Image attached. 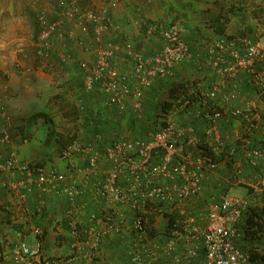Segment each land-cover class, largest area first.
<instances>
[{
    "label": "built area",
    "instance_id": "2783aa9c",
    "mask_svg": "<svg viewBox=\"0 0 264 264\" xmlns=\"http://www.w3.org/2000/svg\"><path fill=\"white\" fill-rule=\"evenodd\" d=\"M102 1L105 6L96 9L83 5L81 0H57V17L54 19L40 11L36 15L35 56L41 63L56 60L62 68L77 70L85 93L94 95L90 102L78 100L81 114H85L90 106L94 115H99V107L112 108L121 114L130 102L138 116L143 117L145 91L157 79L172 76L176 66L192 57L184 36L185 25L179 21L168 25L146 21V34L159 35L162 46L148 55L126 43L129 68L122 71L114 60L117 48L104 45L107 32L117 29L112 12L119 0ZM78 34L92 35L97 44L94 59L73 58L67 41ZM57 40L61 43L58 49ZM3 44L11 43L3 40ZM14 44L21 53L27 49L23 39ZM207 54L208 64L217 75L210 87L204 89L201 83H195L189 87L187 95H181L170 107L161 109L154 125L150 123L147 138H100L95 144L78 137L70 140L59 152L66 170L47 169L22 160L13 148L14 133L18 130L15 119L7 108L0 106V147L7 149L5 155L0 150V175L20 173L25 176L21 183V199L34 189L67 197L70 206L66 211V222L75 235H80L92 247L113 234L134 233L137 241L129 249L131 264H140L144 259L148 264H155L160 255H170L181 242H186L183 243L187 244L186 249L175 255L171 264H250V252L238 244L241 237L238 224L243 212L251 205L248 196L226 193L218 202L211 201L204 228L195 223L194 217L188 216L180 226L170 225L165 241L147 240L150 215L182 213L202 191L206 171L218 166L214 153L208 151L206 142L195 134L194 126L180 123L179 116L197 105L206 109L201 114L210 122V131L217 132V121L225 115L226 106L216 99L241 71L249 75L258 102L264 103V40L245 36L214 39L207 43ZM258 102L231 110L242 128L240 148L252 165L264 160V150L253 146L251 138L256 131L264 129V113ZM236 153V146L230 147L228 159L235 158ZM82 155L86 156V163L77 164L76 158ZM102 162L107 166L102 167ZM237 173H240L239 168ZM247 183L253 190H264V174ZM87 188L105 201L108 211L91 213L81 223L84 207L79 206L77 200ZM125 209L133 214L131 222ZM35 233L40 234V229L35 228ZM200 240L205 250L201 259L199 248L192 245ZM13 253L18 261L38 256L37 264H72L74 261L70 256L39 255L24 240L14 244Z\"/></svg>",
    "mask_w": 264,
    "mask_h": 264
},
{
    "label": "crops",
    "instance_id": "0c3cea01",
    "mask_svg": "<svg viewBox=\"0 0 264 264\" xmlns=\"http://www.w3.org/2000/svg\"><path fill=\"white\" fill-rule=\"evenodd\" d=\"M93 4L96 9H101L106 3L102 0H95ZM112 14L117 29L107 32L104 37V45L117 48L114 60L122 71L129 68L128 55L124 48L126 43H131L137 50H144L143 52L148 55L155 53L162 46L163 40L159 35L148 36L146 34L144 25L146 21L152 20L162 25L179 21L185 25L184 36L190 46L192 57L176 66L172 76L167 79H158L153 83L151 88L157 86L164 94L183 82L191 81L201 83L204 89H207L212 81L217 79V75L208 64V42L214 39L225 40L239 36L264 40V0H119V4ZM17 40L18 38L13 37L10 40L11 44ZM67 42L75 60L94 59L97 44L92 35L78 34ZM152 43L156 46L153 47ZM149 44L151 45L150 49H145ZM60 45L61 43H58L57 49L60 48ZM8 46L10 47L1 52L2 56L0 57L2 59L7 54L9 56H6L5 62H0L4 72H9L6 80L2 79L5 73L0 74V106L7 108L17 125L18 120L21 122V118H23L26 123L25 128L30 130L28 134L34 130L31 137L23 134L24 143L18 145L21 158L31 163L36 160L47 169L66 170V165L59 156L53 155L50 159L42 144L37 140L38 137L45 139L49 132L43 123L39 131L33 129L36 126L35 123L43 122L44 117L38 118L31 124L27 122L28 118L35 110L36 112L43 110L48 103L56 102L60 105L59 98L63 97L65 102L70 100L78 103V100L83 98L90 102L94 95L85 93L76 69L73 67L62 68L56 60L47 64L40 63L35 67L27 64L23 70L19 71L9 67L10 65L5 67V64L13 59L14 53L13 45ZM4 84L5 86H3ZM6 86L10 87L8 95L3 90ZM248 86L246 74L241 71L235 79L228 82L225 89L219 92L216 101L226 106V113L217 121V132L215 133L210 131V122L201 114L206 110L204 108L196 105L188 113L179 116L180 123L194 126L195 134L206 142V148L214 153L218 161L216 169L206 171L202 191L185 207L189 213L190 209L195 213V223L199 227L204 228L207 225V209L212 200L215 198L220 200L226 193L248 196L250 194L245 186L248 184L247 181L264 174V160L257 165H252L245 159L244 152L240 148L241 124L231 114V110L235 107L258 102L253 88L252 91L246 89ZM150 89L146 90L144 95L145 105L147 104L148 108L153 103L148 92ZM57 95L60 97L57 98ZM155 103L157 104V101ZM258 107L264 113V103L258 102ZM105 112L102 115L100 110L102 117L100 114L95 115L99 119H95L96 122L89 124V130H79L82 123L80 120L75 121L74 117L62 118L57 115L59 118H53L51 121L54 131L60 134H74L73 132L78 128L77 137L94 144L100 138H116L117 135L120 136L119 138L125 135L134 137L140 134L136 130H139V126L141 127L142 124L136 120L135 125L131 122L133 118L138 117V114L135 113L130 102H128L124 113H116L110 109ZM152 113L154 115V112ZM19 134L18 130L14 133L13 148L15 149H17L16 146L20 138ZM251 138L256 144L255 147L264 150V131H256ZM59 146L58 144L55 146L57 151L61 150H59ZM232 146H236L237 153L235 158L228 159L227 152ZM0 150L4 155L7 153L6 147H0ZM76 163L84 165L86 156H78ZM106 166L107 163L102 162V167ZM237 168L240 170L239 174ZM24 180L25 176L20 173L0 175V264H37L38 256L24 261H18L15 258L13 246L20 240H24L39 255L74 257L72 264H131L129 248L137 241L134 233L131 234L128 231L123 234H113L102 240L98 246L92 247L80 235H75L68 226L66 211L70 202L67 197L56 192L43 193L34 189L26 195L25 199H21L20 193L23 191L21 183ZM253 191L255 197L250 195V198L264 199V190ZM77 204L84 207L80 214L81 223L91 213L108 211L105 201L97 197L90 188H87L78 198ZM125 210L127 219L131 222L133 214L129 209ZM158 223L161 225H158L157 232H164L167 223L166 216L164 218L158 216L156 225ZM35 228L40 229V234L35 233ZM262 234L263 236L244 239L242 242H240V238L238 244H241L246 251L252 248L262 251L264 249V232ZM192 245L199 248L200 251L203 247L201 240L194 241ZM186 246L187 244L179 243L175 251L182 253ZM200 251L199 258L201 259L204 255ZM171 257L173 258L172 255ZM161 258L163 256L160 255L159 263L165 264ZM163 259L170 261L169 256ZM144 262H147L146 259L142 263Z\"/></svg>",
    "mask_w": 264,
    "mask_h": 264
},
{
    "label": "rangeland",
    "instance_id": "374dc122",
    "mask_svg": "<svg viewBox=\"0 0 264 264\" xmlns=\"http://www.w3.org/2000/svg\"><path fill=\"white\" fill-rule=\"evenodd\" d=\"M56 1L57 0H0V57L2 56L3 51H5L6 49H8V45L3 44V40H12L13 37L18 38V39H23L26 43H27V49L24 53H21L19 51H17V48L15 47V44H10L13 45V49H14V53L12 55V60L8 63L5 64V67L8 65H10L9 67H11L12 69L14 68L16 71L19 70H23V67L26 66L27 64H30V66L35 67L38 64L41 63V61H39V59L35 56V51H34V40H35V36L37 34V22H36V15L40 12V11H44L46 12V14L48 15V17L50 19H54L57 17V10H56ZM81 3L89 5V6H94L93 3H95V0H81ZM48 4V5H47ZM56 10V11H55ZM263 33V32H262ZM262 35V34H261ZM264 35V33H263ZM10 43H12L10 41ZM56 47L58 46V43H60L59 40H57L55 42ZM153 47L156 46L154 43H152ZM4 47V48H3ZM151 45L149 44L148 46L145 47V49H150ZM144 51V50H143ZM149 52V50H148ZM8 54L3 56L2 59H0V62H5V59L7 58ZM4 70L2 68V66H0V74H3ZM5 74H3V80L7 79L8 76V71L4 72ZM5 86V84L3 85ZM4 93L6 95L9 94L10 92V87L6 86L5 88H3ZM48 103L47 105H45V108L43 110L40 111H44L47 114V118H56L57 115H60L61 112L64 113L63 109H59L60 105H58L56 102H54L53 104ZM56 104L58 105V108L56 106ZM60 104V103H59ZM40 106V104H38ZM50 105V106H49ZM38 106V107H39ZM66 111V110H65ZM36 112V110L34 111V113ZM62 118H64V115H60ZM59 118V117H57ZM18 119V118H17ZM46 119V118H45ZM42 120L43 122L36 124L35 123V127L33 129H35V131H39L42 127V123L44 125L45 128L49 129V132L47 133V135L45 136V139L38 137L37 140H39V143L42 144V147L45 149V153L46 155H48L50 157V159L54 156L58 157L59 156V151H57L56 149V142H55V138H51L50 134L53 128V123L52 121H48L47 120ZM16 123V120H15ZM17 125V124H16ZM26 123L24 122L23 118H21V122L20 120H18V131H19V135L20 138L18 139V144H17V151L19 153V146L18 145H22L24 143V136L23 134H27V136L29 135L30 137L34 134V130L32 131L31 134H28L30 130L26 129ZM115 137H120V136H115ZM124 138H133L132 135H125L123 136ZM145 136H140V138H144ZM148 136L146 135V138ZM20 154V153H19ZM32 163H38L36 162V160H34V162L32 161ZM248 188V194H250L251 196L253 195V197H255V192L253 191L252 188H250L248 185H245ZM250 195H248V197H250ZM219 199H214L212 201L218 202ZM250 204L251 206H263L264 205V199H252L250 198ZM184 210V209H183ZM190 213L188 212L187 209H185L181 215H183L182 218H187L188 216H192L195 218L196 220V216L195 213L192 211V209H190ZM185 215V216H184ZM164 218V216H163ZM198 219V217H197ZM161 223V220H160ZM160 223H158L156 225V227L158 228V225H161ZM159 229V228H158ZM169 233L167 231L164 232H158V234L156 236H152L148 233L147 235V240H152V239H160L161 241H165L168 237ZM263 236V234L261 235ZM240 242H242V240H240ZM186 243V242H181ZM184 245V244H183ZM241 248H243V246L240 244L239 245ZM185 249H183L182 251H184ZM181 253V252H180ZM179 252L177 253L176 251H174L173 253H171L170 255L168 254H162V256L165 257H171V255L174 257L175 255H179ZM161 256V257H162ZM144 264V263H142ZM147 264V263H146ZM155 264H159L158 262H156Z\"/></svg>",
    "mask_w": 264,
    "mask_h": 264
},
{
    "label": "trees",
    "instance_id": "16d2710c",
    "mask_svg": "<svg viewBox=\"0 0 264 264\" xmlns=\"http://www.w3.org/2000/svg\"><path fill=\"white\" fill-rule=\"evenodd\" d=\"M149 21L152 22V20H149ZM245 74L247 77V83L249 85L246 89L252 91V88H253V91L256 93V91L253 87V84L250 82L249 75L247 73H245ZM165 79H167V78H165ZM195 83L196 82H194V81L193 82L192 81L191 82H183V83L169 89L168 91L165 92V94L162 93V91L159 89V87L153 86L148 91L150 98L153 100V103H151V105H149L150 108H148L147 104L145 105V101H144V106H143V111H142L143 117L138 116L139 118H142V119L144 117H146V118L142 120V119H139L138 117H136V119L133 118L131 120V122L134 125H135L136 121H139L142 124L141 127L139 126V130H136L140 134L138 136H134L133 138H140V136H145L144 138H146L150 123L152 125H154V122H156L157 113L161 109H165V108L170 107L171 104L173 103V101L177 100L181 95H183V94L187 95V93L189 92V87L192 85H195ZM57 96H58L57 98L60 97L59 95H57ZM59 99H60L59 109L64 110V113L61 112L60 115H64V117H68V118L74 117L75 121L80 120L82 123V127L79 128V130H82V131L83 130H89V128H88L89 124L96 122L95 119H99V117L94 115V112L92 111V106L89 107L88 111L85 114H81V112L79 111V109L77 107V103L75 101L71 102L70 100H67V102H65L63 97L59 98ZM155 101H157V104L155 103ZM109 109L118 113L115 109H112V108H109ZM98 110H99L98 111L99 114H100V110H103L101 113L103 115L106 113L105 110H107V109H102L99 107ZM151 112H154V115H153V113L151 114ZM102 115H101V117H102ZM40 117H44V119L46 118L45 120L48 119V121L49 120L51 121V118L50 119L47 118V114L44 111H38V112H35L32 115H30L27 122L29 124L34 123ZM143 124H144V127H143ZM262 125L264 127V122L262 123ZM77 129L73 132L74 134H69V133L60 134L59 132L54 131V129L52 128L50 137L55 138L56 144L60 145L59 146V150H60L70 140L77 137V134H76V132H78ZM260 131H264V129H262V130L259 129L257 132H260ZM253 145L256 146V144L254 142H253ZM168 214L169 215H165L167 218V223L164 227V231H167V232L169 231L170 225L172 226V225L176 224V225L180 226L183 223V219H184V218H182L183 215H181V213L177 212V211H175V212L173 211L172 213H168ZM157 217H158V215L156 213H152L150 215V225H149L148 233L152 236H156L158 234V232H157L158 228L156 227ZM238 229L241 233V237H240L241 239L240 240L255 239L256 237L261 236L262 233L264 232V205L263 206H258V205L257 206H251L250 205L243 212L242 217H241L239 224H238ZM156 240L162 242L158 238H156ZM199 251H200V249H199ZM248 251L250 252V255H251L250 264H264V249H262V251H258L257 249L255 250L254 248H252ZM200 252L202 255L205 254V250L203 247L201 248ZM163 258H165V256H163ZM163 258H161V259H162V261L164 260L165 264H171V261H172L171 258H170V261H168V260L166 261V259H163ZM156 262L159 263V259ZM145 263H147V262H144V264Z\"/></svg>",
    "mask_w": 264,
    "mask_h": 264
}]
</instances>
